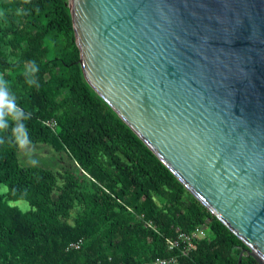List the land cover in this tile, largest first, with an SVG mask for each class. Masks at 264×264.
I'll return each mask as SVG.
<instances>
[{"label":"trees","instance_id":"16d2710c","mask_svg":"<svg viewBox=\"0 0 264 264\" xmlns=\"http://www.w3.org/2000/svg\"><path fill=\"white\" fill-rule=\"evenodd\" d=\"M79 59L68 0H0V87L22 112L0 131V264H152L173 255L178 264H237L245 244L96 93ZM50 119L54 131L43 123ZM21 130L64 152L61 168L20 164ZM199 226L205 236L186 255L167 249L176 228ZM240 264L257 263L244 253Z\"/></svg>","mask_w":264,"mask_h":264},{"label":"water","instance_id":"95a60500","mask_svg":"<svg viewBox=\"0 0 264 264\" xmlns=\"http://www.w3.org/2000/svg\"><path fill=\"white\" fill-rule=\"evenodd\" d=\"M83 74L264 264V0H68Z\"/></svg>","mask_w":264,"mask_h":264},{"label":"rangeland","instance_id":"374dc122","mask_svg":"<svg viewBox=\"0 0 264 264\" xmlns=\"http://www.w3.org/2000/svg\"><path fill=\"white\" fill-rule=\"evenodd\" d=\"M86 77L87 76H85V78ZM17 142V158L20 164L36 165L53 170H59L61 168V156L65 157L64 152H56L48 143L45 142H29L26 139L25 132L23 130L18 132ZM1 189L4 190V186H1ZM12 204L18 206L22 210L29 208L28 203L22 200L14 201Z\"/></svg>","mask_w":264,"mask_h":264},{"label":"built area","instance_id":"2783aa9c","mask_svg":"<svg viewBox=\"0 0 264 264\" xmlns=\"http://www.w3.org/2000/svg\"><path fill=\"white\" fill-rule=\"evenodd\" d=\"M43 123L48 126L51 130H55L56 122L52 119L50 120H44ZM141 216V215H140ZM142 217V216H141ZM144 225L146 227H149L153 229L154 231H157L156 227L153 225V223L150 220H144ZM177 229V234L176 236L173 237H165V242H166V247L169 250L173 249H179L180 253L182 255H186L187 251L190 248L194 247L193 240L197 238H203L205 236V233L202 229V227H196L194 230L190 233L187 234L185 232H181ZM81 239L69 243V248H78L79 245L81 244ZM182 244V245H181ZM152 264H178V258L177 255H173L170 257H156L153 261Z\"/></svg>","mask_w":264,"mask_h":264},{"label":"clouds","instance_id":"9594fccd","mask_svg":"<svg viewBox=\"0 0 264 264\" xmlns=\"http://www.w3.org/2000/svg\"><path fill=\"white\" fill-rule=\"evenodd\" d=\"M35 71V69H33ZM6 83L0 78V84ZM22 112L16 107L15 100L6 88L0 87V131L7 130L9 119L18 120Z\"/></svg>","mask_w":264,"mask_h":264}]
</instances>
